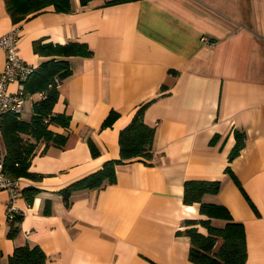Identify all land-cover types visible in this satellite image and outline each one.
<instances>
[{
	"label": "crops",
	"instance_id": "0c3cea01",
	"mask_svg": "<svg viewBox=\"0 0 264 264\" xmlns=\"http://www.w3.org/2000/svg\"><path fill=\"white\" fill-rule=\"evenodd\" d=\"M106 1L71 0L69 12L49 5L15 25L0 0V36L17 28V54L27 64L43 59L33 51L37 39L80 41L92 50L68 58L71 75L58 85L53 110L68 114L69 125L51 126L67 143L44 152L40 143L30 170L41 179L19 177L14 203L22 219L13 238L8 194L0 190V264L25 243L38 244L46 264H196L189 238L177 233L184 219L200 216L199 203L182 199L190 179L220 181L202 200L224 205L243 224L245 264H264V0ZM5 62L0 48V71ZM40 96L26 99L25 119ZM146 102L152 159L116 165L114 183L77 190L65 206L59 190L119 157V131ZM110 111L116 119L100 128ZM235 130L245 141L229 159ZM27 187L38 189L31 201ZM47 199L51 212L44 214Z\"/></svg>",
	"mask_w": 264,
	"mask_h": 264
},
{
	"label": "trees",
	"instance_id": "16d2710c",
	"mask_svg": "<svg viewBox=\"0 0 264 264\" xmlns=\"http://www.w3.org/2000/svg\"><path fill=\"white\" fill-rule=\"evenodd\" d=\"M90 0H79L85 5ZM127 0H109L105 4H113ZM6 10L15 25L30 16L39 13L51 5L57 12H69L72 9L71 0H4ZM33 51L43 59L22 80L23 94L26 99L39 93L40 98L31 104V116L22 119L13 112L0 114V136L4 146L3 165L5 173L13 178L26 177L32 180L41 179L40 173L30 170V161L40 143H44L41 152L48 146L64 147L67 134L51 129L52 125L67 127L70 117L61 112L56 113L53 106L58 98V85L71 75L69 57H88L92 55L89 46L80 41L64 43L33 41ZM175 73V70H169ZM149 102L139 105L132 118L118 135L119 157L108 159L100 168L73 181L59 190L65 206H70L71 195L81 189H98L115 182V167L133 158L149 161L153 157L152 141L154 126L145 123L144 111ZM117 112L110 111L101 123L100 128L110 126L117 117ZM235 143L229 154V159L235 157L244 145L245 133L234 131ZM92 156L99 154V149L87 138ZM226 170L234 178L229 167ZM220 189L219 180L190 179L184 182L183 202L185 204L199 203V217L183 220L182 233L189 238L188 259L196 264H245L246 242L245 230L241 222L233 220L229 210L220 203L205 202V194H216ZM35 187H27L24 193L28 201L37 193ZM51 212V200L43 205V213ZM22 219L21 211L14 212L7 218V236L13 238L19 231ZM218 219L222 222H215ZM203 228L205 231H201ZM47 255L38 244H22L14 247L8 256V264H46ZM156 264V263H153Z\"/></svg>",
	"mask_w": 264,
	"mask_h": 264
},
{
	"label": "built area",
	"instance_id": "2783aa9c",
	"mask_svg": "<svg viewBox=\"0 0 264 264\" xmlns=\"http://www.w3.org/2000/svg\"><path fill=\"white\" fill-rule=\"evenodd\" d=\"M17 38L16 27L7 34L0 36V48L6 54L5 66L0 71V114L6 111L21 114L26 102L22 80L31 72L33 66L18 56ZM202 39L205 40L204 37ZM9 82L17 83L16 90H8L7 84ZM3 156L4 152L0 147V190H4L8 194L6 217L9 218L18 211L14 202L19 196L20 182L19 178L10 177L5 173Z\"/></svg>",
	"mask_w": 264,
	"mask_h": 264
},
{
	"label": "rangeland",
	"instance_id": "374dc122",
	"mask_svg": "<svg viewBox=\"0 0 264 264\" xmlns=\"http://www.w3.org/2000/svg\"><path fill=\"white\" fill-rule=\"evenodd\" d=\"M26 105H27V102H26ZM25 115H26L25 112H24V113L22 112L19 116H20L22 119H25V118H24ZM214 221H215V222H222L221 220H218V219H215Z\"/></svg>",
	"mask_w": 264,
	"mask_h": 264
}]
</instances>
